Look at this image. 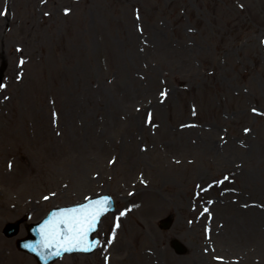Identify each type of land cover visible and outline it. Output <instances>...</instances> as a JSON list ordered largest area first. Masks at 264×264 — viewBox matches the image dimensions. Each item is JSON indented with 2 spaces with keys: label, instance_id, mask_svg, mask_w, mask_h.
<instances>
[{
  "label": "rangeland",
  "instance_id": "1",
  "mask_svg": "<svg viewBox=\"0 0 264 264\" xmlns=\"http://www.w3.org/2000/svg\"><path fill=\"white\" fill-rule=\"evenodd\" d=\"M0 13V235L17 255L0 243V264H38L8 222L104 192L118 207L99 248L54 264H264V0H0Z\"/></svg>",
  "mask_w": 264,
  "mask_h": 264
},
{
  "label": "snow or ice",
  "instance_id": "2",
  "mask_svg": "<svg viewBox=\"0 0 264 264\" xmlns=\"http://www.w3.org/2000/svg\"><path fill=\"white\" fill-rule=\"evenodd\" d=\"M108 203L109 198L105 197L101 200L94 201L91 207H82L79 210H66L52 224L51 230L47 233L45 246L51 247L53 241H57L63 236V240L60 241V246L65 251H71L76 248L83 251L91 250L92 245L89 244L88 233L94 230L99 217L107 211L106 206ZM60 224H63L65 227L60 229ZM28 247H31V245H28ZM59 254L57 252V255Z\"/></svg>",
  "mask_w": 264,
  "mask_h": 264
},
{
  "label": "bare ground",
  "instance_id": "3",
  "mask_svg": "<svg viewBox=\"0 0 264 264\" xmlns=\"http://www.w3.org/2000/svg\"><path fill=\"white\" fill-rule=\"evenodd\" d=\"M259 220V222L261 221V220H264V213H262V216L258 219ZM262 224V223H261ZM6 239L5 238H2L1 237V235H0V243H4V244H6L5 246H4V248H3V253H5V260L6 261H13V257H14V255L17 257V255H16V252L12 249V248H10L9 247V245H8V243H6ZM7 249H9L8 251H7Z\"/></svg>",
  "mask_w": 264,
  "mask_h": 264
},
{
  "label": "water",
  "instance_id": "4",
  "mask_svg": "<svg viewBox=\"0 0 264 264\" xmlns=\"http://www.w3.org/2000/svg\"><path fill=\"white\" fill-rule=\"evenodd\" d=\"M3 70V69H2ZM1 77H2V71L0 73V80H1ZM163 226H166V224L164 223ZM10 227V229H7V232H9V234H13L15 232H17V229H18V223H15V224H10L8 226V228ZM89 235V233H88ZM173 245L176 249L180 250V251H184L185 248L177 241H174L173 242Z\"/></svg>",
  "mask_w": 264,
  "mask_h": 264
}]
</instances>
